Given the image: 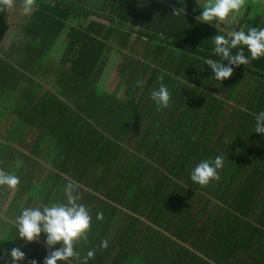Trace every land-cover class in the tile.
<instances>
[{
	"label": "trees",
	"instance_id": "16d2710c",
	"mask_svg": "<svg viewBox=\"0 0 264 264\" xmlns=\"http://www.w3.org/2000/svg\"><path fill=\"white\" fill-rule=\"evenodd\" d=\"M250 1L236 31L264 28V9ZM203 5L121 0L105 15L71 0H36L23 38L8 49L12 10H0V118L8 112L33 133L18 135L12 151L15 201L28 193L25 206L42 196L66 203L64 189L74 184L92 217L87 242L75 246L81 257L95 251L88 264H264V134L254 131L264 111V57L215 81L205 60L228 63L215 55L214 36L229 32L200 20ZM115 51L123 97L99 85ZM161 83L171 99L158 110L150 94ZM217 155L220 179L194 183L196 164ZM16 233L7 221L0 264ZM45 239L30 253L37 264Z\"/></svg>",
	"mask_w": 264,
	"mask_h": 264
},
{
	"label": "clouds",
	"instance_id": "9594fccd",
	"mask_svg": "<svg viewBox=\"0 0 264 264\" xmlns=\"http://www.w3.org/2000/svg\"><path fill=\"white\" fill-rule=\"evenodd\" d=\"M36 6V0H0V10L5 8L19 10L22 14H30ZM246 7V0H206L199 17L202 22L214 24V21L223 23L231 13L241 14ZM181 9L174 11L179 14ZM214 53L222 60H227V64L221 63L215 59H206L212 73L213 79L222 83L233 75L234 67L248 65L250 60H257L264 57V28L251 27L247 33L243 30L232 31L228 38L224 35L214 36ZM245 46L250 54H244ZM233 49L237 51L233 54ZM162 81L163 77H158ZM138 84L142 83L140 81ZM150 98L160 108H167L170 102V92L168 88L161 83L159 88L153 90ZM254 131L264 134V111L255 114ZM224 165V157L217 155L214 160H202L196 164L191 171V180L206 187L211 181L220 179L218 169ZM20 183L17 176L6 173L0 169V186H8L15 189ZM76 186L72 183L67 184L64 189L66 203H52L50 205H40L37 207L25 208L21 214L16 217L17 236L25 242H38L41 234H45L44 241L47 255L43 259V264H88V260L94 258L95 251L89 250L87 254L81 257L75 246L81 241L87 242L88 232L91 229L92 217L89 210L78 201L81 199L78 193H75ZM97 220H103V213L96 214ZM59 244L60 247L55 246ZM108 241L102 240L100 248L106 249ZM11 264H18L25 259V253L18 247L10 250ZM2 258V257H0ZM30 264H37L36 260L30 261Z\"/></svg>",
	"mask_w": 264,
	"mask_h": 264
},
{
	"label": "rangeland",
	"instance_id": "374dc122",
	"mask_svg": "<svg viewBox=\"0 0 264 264\" xmlns=\"http://www.w3.org/2000/svg\"><path fill=\"white\" fill-rule=\"evenodd\" d=\"M71 1H75L89 9L98 11L105 15H115L118 9V4L120 0H71ZM250 2H252L251 4L253 7H256V8L260 7L261 8L260 10L264 9V0H251ZM166 3H169V2H166ZM256 8H253L252 12L256 10ZM16 11L18 12V15L13 14L11 17L12 19H10V21L12 20L17 21V25H15L17 27V30H16L17 32L13 33L11 36H9L10 33L8 32L3 42V45L6 43H9L10 40H12V42L16 40L17 42L22 39V32H21L20 26L27 20V18L29 17V14L25 15V14H22L19 10H16ZM239 18H240V14L237 15L235 13H231L229 17L227 18V20L224 21L223 23H220L217 21H214L213 23L216 24L217 27L221 26L223 30L230 33L232 31H236L237 29L236 25H238L237 21H239ZM58 46L62 47L59 43H58ZM60 53L61 51L60 52L54 51V54H55L54 61H57V55H59ZM109 59L111 61L107 65L106 70L100 79L99 85H101V87L104 88L106 91L110 93H117L118 96L123 97L125 86L121 87L122 80L120 79V76L118 75V69L116 68L117 64L121 60V56H119L117 52L115 51V53H112L110 55ZM0 111H2L1 108H0ZM17 124L18 123H16V117L11 116L9 113H6L2 119L0 118V169H3L6 173L12 174L15 176H17V173H16L17 158L13 157L12 151L15 150L16 152V150L20 149L18 145V135L19 137L21 136V138L26 141L29 140L33 135V133L31 134L29 128H24V126L21 127ZM15 129L16 131L13 132L14 135L11 134V137H9L10 131L15 130ZM10 160H12L11 162L13 163V165L8 164ZM48 166L52 167L49 164ZM8 167H10V169ZM38 168L40 169L39 177H41L44 172H47V165L44 159L39 160ZM15 196H18L16 188L10 189L6 185L0 186V215L3 219V221L0 220V234L4 233V227H5V224H7V221L11 222L12 224H16L15 223L16 217L21 214V211L23 209L30 208V207H37L42 204L50 205L53 203V201H50V202L47 201V204H45V202L43 201V196H42V198L40 197V200L36 201L37 203H33V204L28 203L29 205L27 204V206H25L27 200L31 196L28 193H26L23 195V197L21 198L19 202L15 201ZM16 236H17V233H16ZM39 242L42 243L43 241L39 240L38 242L28 243L20 239L19 237L18 239L16 238L15 244L10 248V250L13 247H18L20 248L21 251L25 253V259L22 261H19L18 264H30V261L33 259V257L30 256V253H32L33 250H35L37 254L41 252V249L37 246V243ZM10 250L8 251V253H10ZM37 257L38 255H35L34 259ZM3 264H11L10 255L7 254V258Z\"/></svg>",
	"mask_w": 264,
	"mask_h": 264
},
{
	"label": "crops",
	"instance_id": "0c3cea01",
	"mask_svg": "<svg viewBox=\"0 0 264 264\" xmlns=\"http://www.w3.org/2000/svg\"><path fill=\"white\" fill-rule=\"evenodd\" d=\"M121 1V0H120ZM120 1H119V3H120ZM201 1V3H205L206 2V0H200ZM119 5V4H118ZM35 10H36V8H34L33 9V11L29 14V17L27 18V20L20 26L21 27V32H22V34H23V28L28 24V22H29V20L32 18V16H33V14H34V12H35ZM13 14H17L18 15V12L16 11V10H12V15ZM12 15L10 16V18H9V20H8V23H9V25H10V29H9V33H10V35L9 36H11L13 33H16L17 31V27L15 26V25H17V21L16 20H12V21H10V19H12L11 17H12ZM19 19H21V18H19ZM18 19V20H19ZM14 25V26H13ZM8 34V33H7ZM7 36V35H6ZM22 38H23V35H22ZM5 40V39H4ZM4 40H3V42H4ZM13 42H16V40L15 41H13ZM12 42V40H10V42L9 43H6V44H4V48L5 49H8L9 48V46L13 43ZM6 113H8V112H6ZM5 113V114H6ZM10 114V113H9ZM11 115V114H10ZM4 117V116H3ZM2 117V118H3ZM1 118V119H2ZM12 160H10V162H8V164L9 165H13V163L11 162ZM65 176V175H64ZM1 216V215H0ZM4 217V216H3Z\"/></svg>",
	"mask_w": 264,
	"mask_h": 264
},
{
	"label": "water",
	"instance_id": "95a60500",
	"mask_svg": "<svg viewBox=\"0 0 264 264\" xmlns=\"http://www.w3.org/2000/svg\"><path fill=\"white\" fill-rule=\"evenodd\" d=\"M103 21V20H102Z\"/></svg>",
	"mask_w": 264,
	"mask_h": 264
}]
</instances>
